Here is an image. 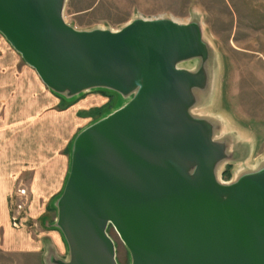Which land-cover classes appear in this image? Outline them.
<instances>
[{"label": "water", "instance_id": "1", "mask_svg": "<svg viewBox=\"0 0 264 264\" xmlns=\"http://www.w3.org/2000/svg\"><path fill=\"white\" fill-rule=\"evenodd\" d=\"M64 4L0 0V33L55 94L106 88L127 99L73 138L51 224L67 255L51 249L47 264H119L109 226L128 264H264V162L220 178L242 155L200 110L215 80L200 21L79 30Z\"/></svg>", "mask_w": 264, "mask_h": 264}, {"label": "rangeland", "instance_id": "2", "mask_svg": "<svg viewBox=\"0 0 264 264\" xmlns=\"http://www.w3.org/2000/svg\"><path fill=\"white\" fill-rule=\"evenodd\" d=\"M63 17L79 30H118L137 17H167L180 23L199 20L215 66L212 96L200 110L222 122V136L227 135L231 147L242 155L222 165L220 178L231 180L264 162V0H65ZM32 92L37 93L35 85ZM52 95L49 92L50 111L43 122L34 126V119L26 118L23 126L9 131L22 134L19 131L27 126L34 131L26 145L18 144L23 150L26 147L27 154L17 151L7 158L10 186L6 192L10 226L22 231L14 237L16 248L29 244L33 251H8L9 243L2 238L0 264H47V253L56 248L46 244L41 219L43 215L56 218V208L50 210L49 204L62 192L69 171V151L63 152L64 146L68 139L71 146L77 133L127 99L112 89H90L76 97L75 107L64 110L68 107L53 104ZM8 137L12 136L7 133ZM227 166L230 176L222 173ZM108 233L118 263L128 264L129 254L118 234L111 226Z\"/></svg>", "mask_w": 264, "mask_h": 264}, {"label": "crops", "instance_id": "3", "mask_svg": "<svg viewBox=\"0 0 264 264\" xmlns=\"http://www.w3.org/2000/svg\"><path fill=\"white\" fill-rule=\"evenodd\" d=\"M34 85L37 88L36 94L32 92ZM49 92L52 91L42 82L36 71L23 61L20 54L14 50L0 33V240L3 238L1 241H8V251H15L16 249H20L22 253L33 251L32 246L29 244L27 247L24 245L22 248H16L18 244H16L15 238L22 231L10 226L6 192L10 186V167L7 158L10 159L11 154H18V152L24 155L27 154L26 147L23 150L24 146L22 147L18 144L26 145L34 131L32 126H27L22 131H19V133L23 132L22 134H18V132L13 134V129L23 126L24 122H27L24 121L27 120L26 118L34 119V126H36L39 121L41 122L45 117L49 116ZM52 93L54 97L53 104L62 109L65 106L68 107L64 110L75 107L76 97L71 100H65L54 92ZM11 130L13 131L12 134L9 132ZM7 133L13 138L8 137L7 139ZM20 137H23V140ZM69 142L70 140L68 139L63 152L68 150L70 158ZM9 144H12L11 150ZM14 145L17 148H13ZM53 204V202L51 205L49 204L50 210L55 211ZM53 221L54 219L52 220L50 216H42L41 224L44 228L42 235L46 236V244L55 246L57 255L65 258L67 255L66 244L61 232L51 225ZM1 235L3 236L1 237ZM11 238H14V240ZM41 245L38 242L39 249H41ZM38 248H35V251Z\"/></svg>", "mask_w": 264, "mask_h": 264}, {"label": "trees", "instance_id": "4", "mask_svg": "<svg viewBox=\"0 0 264 264\" xmlns=\"http://www.w3.org/2000/svg\"><path fill=\"white\" fill-rule=\"evenodd\" d=\"M229 166H227L224 170H223V174H228L229 176H230V173H229ZM227 179H229V177L227 178Z\"/></svg>", "mask_w": 264, "mask_h": 264}]
</instances>
